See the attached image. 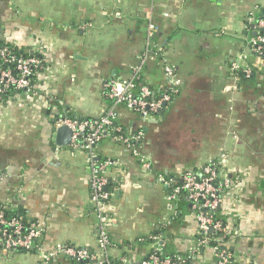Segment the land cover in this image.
<instances>
[{"label": "crops", "instance_id": "crops-1", "mask_svg": "<svg viewBox=\"0 0 264 264\" xmlns=\"http://www.w3.org/2000/svg\"><path fill=\"white\" fill-rule=\"evenodd\" d=\"M261 1L0 0V40L44 59L29 91L0 99V205L41 229L33 252L2 251L0 264H42L41 252L57 244L96 248L87 154L54 142L55 121L67 113L95 118L110 108L104 82L129 77L144 51L148 13L163 51L149 55L142 83L157 97L164 67L172 65L181 85L158 113L115 107L125 132L142 131L151 170L110 135L96 145L100 158L116 160L106 170L109 254L138 264L158 248L186 264H216L210 248L190 253L197 237L191 204L185 194L169 200L157 172L178 177L222 160L219 170L232 183L217 209L223 244L239 264H264V58L248 48L249 15H258ZM234 62L252 68L238 90L231 88Z\"/></svg>", "mask_w": 264, "mask_h": 264}, {"label": "built area", "instance_id": "built-area-1", "mask_svg": "<svg viewBox=\"0 0 264 264\" xmlns=\"http://www.w3.org/2000/svg\"><path fill=\"white\" fill-rule=\"evenodd\" d=\"M257 11L258 15L255 16L253 13L249 15L252 35L248 39V48L253 55L264 58V0L257 7ZM147 17L144 51L131 67L129 77L122 80L109 79L104 82L105 94L111 100L110 108L95 118H77L63 114L55 121V126L63 124L71 130V143L83 148L87 154L86 163L90 172V200L96 218V248L94 251H90L85 247L75 248L67 244H57L51 250L41 252L42 264H48L52 258L68 256L82 261L83 264H113L109 259L111 239L109 235L110 215L107 210L112 193L107 190L106 170L109 166L116 164V160L112 158L99 159L95 150L96 145L103 136L109 135L108 127L115 121L117 105H124L142 117L158 113L172 100V96L178 93V88L181 85V80L172 65L164 67L166 85L157 97H151V90L146 85H139L138 79L149 55L159 54L163 51V47L154 42L157 26L151 20L150 13L147 14ZM10 64H13V67ZM42 67L41 60L36 56L16 57L11 55L6 48H0V94L9 89L29 91L32 76ZM240 69L244 78H250L252 75V68L248 63L234 62L232 64L234 76L231 88L235 90L240 88V78L237 75V71L239 72ZM120 130V127L114 129L117 132ZM142 135V131H137L129 133L128 136H116L115 139L123 142L146 170H151L152 162L142 152L141 145L133 144L141 141ZM221 162L222 160L220 162L209 161L198 171L183 170L179 175V183L174 181V176L157 172V181L167 190L170 187L167 194L169 200L180 194H185L191 204L197 224V237L189 248L190 253L196 254L203 248H210L215 256L216 264H239L235 259H230L223 241L214 245L210 244L209 231L221 230V221L214 217L220 203V195L232 184L227 176L219 170ZM3 177L4 173L0 171V179ZM40 235L41 229L35 222L31 221L24 227L19 217H7L0 210V244L4 248L32 250L37 247ZM160 251V249L154 248L138 264H185V259L181 257L175 256L174 260L170 257H161Z\"/></svg>", "mask_w": 264, "mask_h": 264}, {"label": "trees", "instance_id": "trees-1", "mask_svg": "<svg viewBox=\"0 0 264 264\" xmlns=\"http://www.w3.org/2000/svg\"><path fill=\"white\" fill-rule=\"evenodd\" d=\"M0 48H6L7 49V51L11 54V55H14V56H16V57H20V56H24V57H27V56H31V55H21V54H19V52L16 50V48L15 47H13L11 44H8V43H5V42H3V41H1L0 40ZM142 52V51H141ZM32 56H36V57H38L40 60H41V63H42V65H44V59H43V57L42 56H40V55H38V54H32ZM11 65V67H13V64H10ZM35 75V74H34ZM237 75L239 76V78H240V82H239V85H241V84H243V83H245L246 81H248L249 80V78H244V76H243V74H242V72H241V69L239 70V72L237 71ZM34 76H32V78H33ZM31 78V79H32ZM138 83H139V85H144L143 83H142V78H141V76L139 77V79H138ZM31 85H32V82H31ZM13 91H16V90H13V89H9V90H7L6 92H4V93H2V94H0V99L1 100H4V99H6V97L9 95V94H11ZM163 91V90H162ZM151 97H155V96H153V95H151ZM172 97H174V96H172ZM67 116H70V117H75V116H72L71 114H66ZM79 118V117H78ZM116 127H120L121 128V126H119L115 121L108 127V132H109V135L110 136H112L113 138H115L116 136H119V135H122V136H128V133L127 132H125V130L123 129V128H121V130L119 131V132H117V131H114V129L116 128ZM134 145L135 144H137V145H141V141H139V142H137V143H133ZM99 157V156H98ZM99 159H103V158H100L99 157ZM172 174H168L167 176H171ZM175 177V182L177 183H179V181H180V178H179V176L178 177H176V176H174ZM110 186H112V183H111V185L109 184V182H108V184H107V190L108 191H110ZM168 191H170V187L168 188ZM218 209V208H217ZM217 209H216V211H215V213H214V217L215 218H217V219H219L220 221H221V230L220 231H216V230H212V231H209V237H210V244L211 245H214V244H218V242L219 241H223L222 239H223V235L225 234V229H224V227H223V222H222V220L219 218V216L217 215ZM0 210H2V212L7 216V217H11V216H15V217H19L20 218V220H21V222L23 223V225H24V227L25 226H27L30 222H31V220H29V219H27V218H25L23 215H21L20 213H18V212H15V211H9V210H6V209H4V208H2V206L0 205ZM150 242H152L153 240H149ZM65 244H67L68 246H72V247H75V248H81L80 246H77V245H75V244H72V243H65ZM224 245V244H223ZM222 245V246H223ZM111 246V241H110V245H109V247ZM225 246V245H224ZM226 247V249H227V253L229 254V256H230V259H234V257H233V254H232V252H231V250H230V248H228L227 246H225ZM88 250H90V251H94L95 249H92V248H87ZM2 251H4V252H6V253H9V252H16V253H20V252H33L34 251V249H32V250H29V251H26V250H22V249H17V250H9V249H6V248H4V246L2 245V244H0V252H2ZM159 255L161 256V257H170L171 259H176V255H174V254H172V253H166L165 251H160L159 252ZM66 259L69 261V263L70 264H83V262L82 261H79V260H76L75 258H72V257H66ZM109 259H110V261L113 263V264H127L125 261H123V260H120V259H117V258H114V257H111V256H109ZM187 262H189V260L188 259H185V264L187 263Z\"/></svg>", "mask_w": 264, "mask_h": 264}, {"label": "water", "instance_id": "water-1", "mask_svg": "<svg viewBox=\"0 0 264 264\" xmlns=\"http://www.w3.org/2000/svg\"><path fill=\"white\" fill-rule=\"evenodd\" d=\"M54 142L59 146H66L71 143V130L65 125L55 126Z\"/></svg>", "mask_w": 264, "mask_h": 264}, {"label": "rangeland", "instance_id": "rangeland-1", "mask_svg": "<svg viewBox=\"0 0 264 264\" xmlns=\"http://www.w3.org/2000/svg\"><path fill=\"white\" fill-rule=\"evenodd\" d=\"M244 86V84L242 85V87ZM211 250V249H210Z\"/></svg>", "mask_w": 264, "mask_h": 264}]
</instances>
